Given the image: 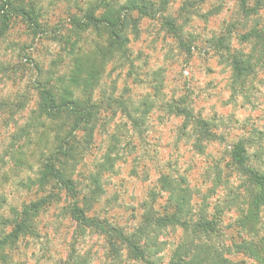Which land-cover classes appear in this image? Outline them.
<instances>
[{"label":"clouds","instance_id":"obj_1","mask_svg":"<svg viewBox=\"0 0 264 264\" xmlns=\"http://www.w3.org/2000/svg\"><path fill=\"white\" fill-rule=\"evenodd\" d=\"M0 264H264V0H0Z\"/></svg>","mask_w":264,"mask_h":264}]
</instances>
